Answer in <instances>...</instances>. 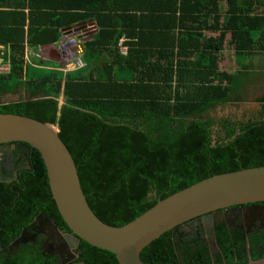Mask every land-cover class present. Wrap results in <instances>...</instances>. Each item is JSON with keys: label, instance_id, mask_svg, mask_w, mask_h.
Segmentation results:
<instances>
[{"label": "trees", "instance_id": "obj_1", "mask_svg": "<svg viewBox=\"0 0 264 264\" xmlns=\"http://www.w3.org/2000/svg\"><path fill=\"white\" fill-rule=\"evenodd\" d=\"M226 2V16H231L226 17L228 44L234 48L235 60H241L264 42V14L252 16L249 3L257 0L240 5L237 0ZM60 36L58 29H43L35 35L30 31L26 37L23 29L0 28V45L10 47L11 61L9 75L0 76V114L57 127L76 163L87 202L105 224L123 227L159 201L203 180L264 167V94L257 99L261 110L248 122L209 116L217 107L245 102L249 84L261 73L241 63L233 73L210 67L206 82L192 93L188 87L186 91L173 88V71H167L169 79L162 87L142 77L119 83L106 67L98 78L102 83H88L25 65V44H55ZM100 45L95 38L87 50ZM8 95H19V99L1 103ZM30 164L31 169L17 180L0 184V264H59V257L42 249L40 236L11 249L24 230L34 232L31 225L41 214L62 232L72 234L53 200L46 167L35 149L30 151ZM214 238L219 249L215 256L203 239L173 236L170 231L146 247L141 259L145 264L264 260V231L249 235L248 247L242 232L227 226L217 227ZM75 254L74 264H119L114 254L82 240Z\"/></svg>", "mask_w": 264, "mask_h": 264}, {"label": "crops", "instance_id": "obj_2", "mask_svg": "<svg viewBox=\"0 0 264 264\" xmlns=\"http://www.w3.org/2000/svg\"><path fill=\"white\" fill-rule=\"evenodd\" d=\"M249 4L252 16L264 14V0ZM227 8L226 0H0V28L13 32L23 29L26 37L30 31L35 35L43 29H58V42L25 44V52L32 47L37 63V54H42L40 68L35 69L60 73L59 42L67 34L82 37L89 65L63 73L65 79L70 75L75 81L102 83L98 78L106 67L119 83L142 77L151 85L164 87L169 79L167 71H173V88L186 91L188 87L193 93L206 82L210 67L233 73L241 63L261 73L249 85L264 81L263 40L259 50L235 60L234 48L228 44L231 35H226V17H231L226 16ZM95 38L101 45L87 50ZM9 48L0 45V60L9 54ZM122 90L127 93V89ZM249 264H264V260Z\"/></svg>", "mask_w": 264, "mask_h": 264}, {"label": "water", "instance_id": "obj_3", "mask_svg": "<svg viewBox=\"0 0 264 264\" xmlns=\"http://www.w3.org/2000/svg\"><path fill=\"white\" fill-rule=\"evenodd\" d=\"M10 144L18 146H11L5 155L19 147L22 149L20 159L28 166L31 149L40 153L53 200L72 234L63 235L46 214L39 215L31 227L41 235L49 233L51 240L66 241L72 248L78 247L82 240L114 254L119 264H145L141 253L146 247L167 232L173 231V236L179 234L181 226L194 221L210 226L213 237L219 226L241 231L247 247L249 235L264 231V167L213 176L159 201L131 223L112 227L102 222L90 208L76 163L56 126L21 115L0 114V145ZM16 176L14 172L6 178L0 177V184L10 183ZM28 237L24 230L11 249L34 241ZM63 248L66 251L67 245ZM216 252L219 249L216 248ZM76 259L77 255H73L71 261Z\"/></svg>", "mask_w": 264, "mask_h": 264}, {"label": "flooded vegetation", "instance_id": "obj_4", "mask_svg": "<svg viewBox=\"0 0 264 264\" xmlns=\"http://www.w3.org/2000/svg\"><path fill=\"white\" fill-rule=\"evenodd\" d=\"M253 114L254 113H251V115H253ZM226 118H230L233 122L238 121V120L239 121L243 120L241 118H236L235 116H230V117L226 116ZM247 118L245 119L246 122H248L250 120V118L249 119H247ZM215 130L218 131V128H216ZM11 146H18V145H14V144L13 145L12 144L6 145V146L0 145V177L6 178V176H11V174L16 172L17 176H16L15 180H17L18 176L22 175L25 171H28L31 169L30 153H29V166H28L25 160L20 159L22 157V149H20L19 147H16L15 151H9L8 152L9 154L7 156L5 155L6 152L8 150H10ZM15 180H13V181H15ZM13 181H11V182H13ZM233 213H234V211L229 212L230 217L233 215ZM233 220H235V218H233ZM178 232L180 235L185 234L186 237H189L191 235L195 236L198 241L203 239L207 243L210 253L213 256H215L216 248H215L214 240H213L215 238L212 235L213 231H212L210 226H205L201 223H198L197 221H194L193 223H188V224L181 226L178 229ZM62 233H63V235H70L69 233H65V232H62ZM28 235H29L28 238H30V239L33 238L36 241L38 240L39 236L42 237L43 238L42 249H44L45 251H47L49 253H53V252H55L56 254L58 253L59 255L57 257L62 258L59 260L60 264L61 263H63V264H74L73 262L75 260L71 261V259H72L73 255H76L75 251L77 250L78 247L72 248L71 245L69 243H67L66 241L58 242L57 238H55V239L53 238L51 240L50 239L51 235L49 233L47 234L48 236L41 235L38 233V231L35 228H34V232L28 233ZM0 240H1V236H0ZM43 243H45V244L43 245ZM63 245H67L66 251L63 248ZM0 248H1V241H0ZM71 252L73 253V255L70 254Z\"/></svg>", "mask_w": 264, "mask_h": 264}, {"label": "built area", "instance_id": "obj_5", "mask_svg": "<svg viewBox=\"0 0 264 264\" xmlns=\"http://www.w3.org/2000/svg\"><path fill=\"white\" fill-rule=\"evenodd\" d=\"M37 49H39L37 47ZM120 49H123L120 48ZM33 49L26 48L24 55L25 65L33 68H40L39 62L43 61V56L41 53L37 54V62L34 61L32 57ZM58 53L60 57V63L58 70L63 73H68L71 71L83 70L88 67V63L85 61L84 52L82 48V39H79L76 35H65L59 42ZM11 72V61L6 55L2 60H0V76H7Z\"/></svg>", "mask_w": 264, "mask_h": 264}, {"label": "rangeland", "instance_id": "obj_6", "mask_svg": "<svg viewBox=\"0 0 264 264\" xmlns=\"http://www.w3.org/2000/svg\"><path fill=\"white\" fill-rule=\"evenodd\" d=\"M85 58V57H84ZM232 58V56H230ZM85 61L88 63L86 57ZM89 64V63H88ZM228 68V65L227 67ZM264 81H257L248 86L246 101L242 103L223 105L217 107L213 112L209 114L212 118L221 120L223 118L235 116L236 118L249 119L252 115L261 110V104L257 102V99L264 94ZM19 99V95H8L1 99V103H13ZM57 128V127H56Z\"/></svg>", "mask_w": 264, "mask_h": 264}]
</instances>
